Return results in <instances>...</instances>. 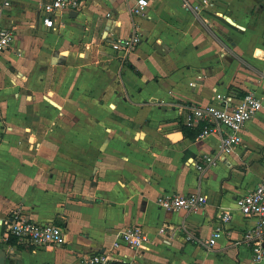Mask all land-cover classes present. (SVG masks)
Wrapping results in <instances>:
<instances>
[{
  "label": "crops",
  "instance_id": "0c3cea01",
  "mask_svg": "<svg viewBox=\"0 0 264 264\" xmlns=\"http://www.w3.org/2000/svg\"><path fill=\"white\" fill-rule=\"evenodd\" d=\"M40 1L0 0V23L14 33L0 54V264H78L95 253L129 264H264L241 243L256 220L234 203L264 176V0H152L139 15L129 12L136 0H81L55 30L42 26ZM130 37L121 58L109 42ZM215 92H254L263 107L241 144L199 173L218 137L190 140L175 105L204 106ZM162 193H199L206 205L164 211ZM18 209L62 227L65 244L3 241ZM131 225L147 243L113 249ZM162 226L173 229L167 242Z\"/></svg>",
  "mask_w": 264,
  "mask_h": 264
},
{
  "label": "built area",
  "instance_id": "2783aa9c",
  "mask_svg": "<svg viewBox=\"0 0 264 264\" xmlns=\"http://www.w3.org/2000/svg\"><path fill=\"white\" fill-rule=\"evenodd\" d=\"M152 0H136L129 9L131 14H142ZM4 5H8L5 3ZM83 8L81 0H41V23L45 29L55 30L59 26V18L63 12L78 11ZM14 41V33L0 23V54L6 51ZM112 51L127 57L134 49L135 39L112 40ZM179 111L180 119L185 128H199L196 140H204L209 136L218 137V146L213 153L203 154L194 167L199 173L215 167L223 157L229 155L241 144V131L245 125L263 107V100L254 92L245 94L218 93L213 94L212 100L207 105H175ZM157 206L164 211H184L186 213L202 210L206 205V198L199 194L180 196L176 194H160L156 199ZM235 206L245 218H253L256 225L247 230L241 243L251 249L255 262L264 260V176L250 192L235 199ZM223 223L232 220L229 211H223L219 217ZM3 241L15 239L18 243L34 247H61L65 244V234L57 224L39 223L32 220L21 210H15L10 218L3 221ZM159 235L166 237L167 242L173 237V229L162 226L158 229ZM215 236V235H214ZM188 240H193L188 236ZM148 238L143 228L137 225L126 227L119 233V238L113 243V249L124 245L132 250H139L147 243ZM207 248L214 245V240L204 242ZM78 264H129L126 261H116L108 253H95L84 255ZM202 264V263H192Z\"/></svg>",
  "mask_w": 264,
  "mask_h": 264
},
{
  "label": "trees",
  "instance_id": "16d2710c",
  "mask_svg": "<svg viewBox=\"0 0 264 264\" xmlns=\"http://www.w3.org/2000/svg\"><path fill=\"white\" fill-rule=\"evenodd\" d=\"M184 129L189 131L188 137L190 140H195L196 136L198 135V133L200 131L199 128L189 129V128L184 127Z\"/></svg>",
  "mask_w": 264,
  "mask_h": 264
}]
</instances>
